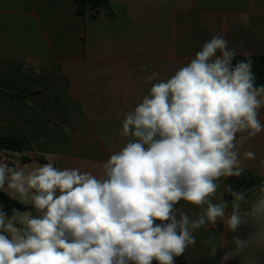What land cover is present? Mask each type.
I'll list each match as a JSON object with an SVG mask.
<instances>
[{
	"label": "clouds",
	"instance_id": "obj_1",
	"mask_svg": "<svg viewBox=\"0 0 264 264\" xmlns=\"http://www.w3.org/2000/svg\"><path fill=\"white\" fill-rule=\"evenodd\" d=\"M238 54L216 34L167 79L147 75L148 92L118 114L125 143L98 175L56 167L50 157L45 164L0 157V190L36 213L9 216L0 207V264H176L195 246L194 233L218 222L231 233L255 230L233 236L231 247L208 238L210 254L227 249L222 264L237 257L259 264L242 254L264 249V180L251 201L249 190L221 183L244 173L243 160L256 155L240 149L264 132V86H255L249 54L233 66ZM181 201L200 209L195 219L176 208Z\"/></svg>",
	"mask_w": 264,
	"mask_h": 264
},
{
	"label": "crops",
	"instance_id": "obj_2",
	"mask_svg": "<svg viewBox=\"0 0 264 264\" xmlns=\"http://www.w3.org/2000/svg\"><path fill=\"white\" fill-rule=\"evenodd\" d=\"M76 10L74 0H0V138L24 141L21 152L0 150L10 164H45L50 157L56 167L98 175L101 162L125 143L118 114L148 92L151 72L167 79L216 34L238 55H264V0H110L96 17ZM145 64L148 71L141 72ZM249 150L256 158L243 160L245 170L258 181L249 189L251 201L264 180V132L240 152ZM176 208L193 219L200 211L183 201ZM24 211L36 214L32 206ZM254 230L249 224L231 233L223 222L203 227L176 264H222L227 249L211 255L205 241L231 247L233 236L247 238ZM242 256L264 264V249L251 247Z\"/></svg>",
	"mask_w": 264,
	"mask_h": 264
},
{
	"label": "trees",
	"instance_id": "obj_3",
	"mask_svg": "<svg viewBox=\"0 0 264 264\" xmlns=\"http://www.w3.org/2000/svg\"><path fill=\"white\" fill-rule=\"evenodd\" d=\"M110 0H74L77 5V15L84 17L89 11H96L95 17L98 15L97 10L103 6H106ZM245 55H237L233 60V66L237 61L243 60ZM253 62L252 72L255 75V86H264V55H250ZM17 96V95H16ZM24 141L20 138L13 137H2L0 138V150L2 151H13L21 152L23 150ZM22 161L30 160L28 157H23ZM257 179L252 177L250 173L246 170L239 177H228L225 181V185H230L233 190L236 191H247L255 184H257ZM225 200L230 201L232 197L225 194ZM0 207L7 212L9 216L12 214L13 209L28 210L31 206L26 207L17 202L16 200L9 197L2 190H0Z\"/></svg>",
	"mask_w": 264,
	"mask_h": 264
}]
</instances>
